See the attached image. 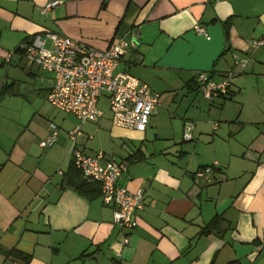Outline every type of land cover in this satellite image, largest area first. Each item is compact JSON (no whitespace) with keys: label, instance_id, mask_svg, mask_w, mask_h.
<instances>
[{"label":"crops","instance_id":"crops-1","mask_svg":"<svg viewBox=\"0 0 264 264\" xmlns=\"http://www.w3.org/2000/svg\"><path fill=\"white\" fill-rule=\"evenodd\" d=\"M48 1L0 0V264H264V48L249 44L264 38V0H60L42 12ZM46 31L99 51L134 40L119 70L158 95L144 132L102 111L106 142L88 151L76 127L84 154L118 162V184L142 191L131 230L72 187V143L47 101L53 77L22 55ZM198 72L231 73L229 96L203 97ZM50 123L60 133L43 149ZM204 166L207 180L194 179Z\"/></svg>","mask_w":264,"mask_h":264},{"label":"built area","instance_id":"built-area-1","mask_svg":"<svg viewBox=\"0 0 264 264\" xmlns=\"http://www.w3.org/2000/svg\"><path fill=\"white\" fill-rule=\"evenodd\" d=\"M59 3L60 0L46 2L42 12H47ZM194 30L207 35L201 26H195ZM46 41L50 42V46H46ZM249 44L251 47L264 48V38ZM134 47V40L117 39L106 50L99 51L65 35L46 31L35 34L23 48L22 55L29 64L52 75L47 101L58 112L70 115L80 123H95L103 115L99 100L104 98L112 126L144 132L158 103V95L129 72L119 70L121 59ZM234 64L244 68L246 60L235 57ZM231 76L230 73L217 82L209 73L198 72L195 80L203 97L210 100L228 95ZM193 128V123L185 122L183 141L192 139ZM48 129V135L38 143L43 149L53 146L60 133L53 123L48 125ZM78 131V128H74L67 132L72 142L70 153L73 166L84 179L99 184L103 205L112 208L113 223L121 229H133L134 215L143 205L142 191L130 193L118 184L122 173L118 162L112 159L102 161L99 156L84 154L82 148L76 146ZM211 171L212 166H204L192 177L205 181ZM127 243L128 240L124 238L119 246L123 247Z\"/></svg>","mask_w":264,"mask_h":264},{"label":"rangeland","instance_id":"rangeland-1","mask_svg":"<svg viewBox=\"0 0 264 264\" xmlns=\"http://www.w3.org/2000/svg\"><path fill=\"white\" fill-rule=\"evenodd\" d=\"M99 106H100V109L104 112L105 116L109 115V110H108V107H107V104L104 98H102V102L99 104ZM49 107H50V113L57 120L63 117V132L66 133L67 131H70L76 128L78 125H80L82 133H87L90 135V138L88 139L86 143V148L88 149V151L97 150L98 149L97 147L105 144L106 139L102 134L103 132H98L99 130H101V128H99L97 124L89 123V122L80 123L74 117L66 116L65 114L63 115L57 110H55L53 107L51 106ZM77 140L79 142L83 141L82 134H80Z\"/></svg>","mask_w":264,"mask_h":264},{"label":"trees","instance_id":"trees-1","mask_svg":"<svg viewBox=\"0 0 264 264\" xmlns=\"http://www.w3.org/2000/svg\"><path fill=\"white\" fill-rule=\"evenodd\" d=\"M229 94H230V91H229L228 95L223 96V97H227V96H229ZM69 169H70V172L76 177L75 178L76 184H74V186L70 185L73 187V189L75 191H77L79 194L86 196L88 198L100 196L99 184L96 182L89 181L87 179H82V177H81L82 175L73 166L72 160H71V165H70ZM64 181H65V179H64Z\"/></svg>","mask_w":264,"mask_h":264}]
</instances>
